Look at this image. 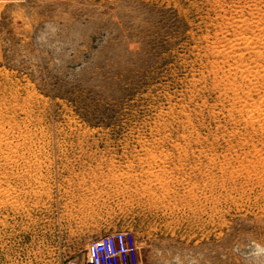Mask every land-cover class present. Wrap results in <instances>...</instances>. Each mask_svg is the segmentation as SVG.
I'll use <instances>...</instances> for the list:
<instances>
[{
    "label": "rangeland",
    "instance_id": "rangeland-1",
    "mask_svg": "<svg viewBox=\"0 0 264 264\" xmlns=\"http://www.w3.org/2000/svg\"><path fill=\"white\" fill-rule=\"evenodd\" d=\"M117 229L264 264V0H0V264Z\"/></svg>",
    "mask_w": 264,
    "mask_h": 264
},
{
    "label": "built area",
    "instance_id": "built-area-1",
    "mask_svg": "<svg viewBox=\"0 0 264 264\" xmlns=\"http://www.w3.org/2000/svg\"><path fill=\"white\" fill-rule=\"evenodd\" d=\"M84 264H140L135 234L130 229L102 234L91 245Z\"/></svg>",
    "mask_w": 264,
    "mask_h": 264
},
{
    "label": "bare ground",
    "instance_id": "bare-ground-1",
    "mask_svg": "<svg viewBox=\"0 0 264 264\" xmlns=\"http://www.w3.org/2000/svg\"><path fill=\"white\" fill-rule=\"evenodd\" d=\"M233 46V45H232ZM95 242V241H94ZM91 247V246H90Z\"/></svg>",
    "mask_w": 264,
    "mask_h": 264
}]
</instances>
